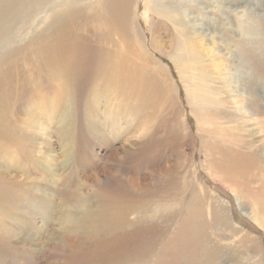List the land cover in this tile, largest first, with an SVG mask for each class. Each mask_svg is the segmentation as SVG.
I'll list each match as a JSON object with an SVG mask.
<instances>
[{
  "label": "rangeland",
  "instance_id": "obj_1",
  "mask_svg": "<svg viewBox=\"0 0 264 264\" xmlns=\"http://www.w3.org/2000/svg\"><path fill=\"white\" fill-rule=\"evenodd\" d=\"M48 4L0 0V264H264V0Z\"/></svg>",
  "mask_w": 264,
  "mask_h": 264
},
{
  "label": "bare ground",
  "instance_id": "obj_2",
  "mask_svg": "<svg viewBox=\"0 0 264 264\" xmlns=\"http://www.w3.org/2000/svg\"><path fill=\"white\" fill-rule=\"evenodd\" d=\"M21 1H27V2H29V1H31L32 2V4L33 5H35L36 7H40V6H43V7H45L46 6V4H48V3H50V0H21ZM116 1V0H115ZM44 2V3H43ZM109 2H110V0H109ZM132 3V2H131ZM127 4V3H126ZM29 5V4H28ZM49 5V4H48ZM112 6V5H111ZM131 6V5H130ZM153 7V6H152ZM155 7V6H154ZM153 7V8H154ZM62 8V7H61ZM41 9V8H40ZM54 10H55V8H54ZM64 10V9H63ZM123 10V9H122ZM125 10V9H124ZM40 11V10H39ZM128 11H129V8H128ZM157 11V10H156ZM64 12V11H63ZM126 12V11H125ZM62 13V12H61ZM123 13H124V11H123ZM67 14V13H66ZM121 14V13H120ZM125 14H127V12L125 13ZM153 14V13H152ZM155 14V13H154ZM29 15H30V13H29ZM9 16V15H8ZM64 15H62V17H63ZM66 16V15H65ZM15 17H17V15L15 16ZM67 17H68V15H67ZM174 17V16H173ZM2 18V17H1ZM49 18V17H48ZM57 18H59V16H57ZM14 19H16V18H14ZM47 19V18H46ZM60 19H63V18H60ZM64 19H65V17H64ZM70 19V18H69ZM68 19V20H69ZM74 19V18H73ZM176 19V18H175ZM179 19V18H178ZM9 20V19H8ZM52 19H50V21H51ZM12 21V20H11ZM53 21H55V20H53ZM65 22V21H64ZM59 23V22H58ZM8 24V23H7ZM64 24V23H63ZM56 25V24H55ZM60 25V24H59ZM8 26V25H7ZM4 27V26H3ZM65 27V26H64ZM173 27V26H172ZM58 28H59V26H58ZM61 29L60 30H62L63 28L62 27H60ZM4 29H6V27L4 28ZM9 30V29H8ZM41 30V29H40ZM137 31V30H136ZM178 31V30H177ZM199 31V30H198ZM58 32V31H57ZM181 32H183V31H181ZM185 32V31H184ZM40 33V32H39ZM41 34V33H40ZM44 34V33H43ZM211 34V33H210ZM39 36V35H38ZM54 36V35H53ZM55 36H56V34H55ZM197 36V35H196ZM35 37V36H34ZM54 38V37H53ZM40 39V38H39ZM51 40V39H50ZM34 41V40H33ZM162 44V43H161ZM36 45V44H35ZM215 46V45H214ZM51 47V46H50ZM218 47V46H217ZM185 52H187L189 55L191 54L192 55V51H191V49H189L188 47H186V46H183V48H182ZM15 50V49H14ZM217 51V50H216ZM194 52V51H193ZM197 52H199V51H197ZM221 53V52H220ZM196 54V53H195ZM194 54V55H195ZM228 54V53H227ZM245 54V53H244ZM250 54V53H249ZM186 55V54H185ZM181 57V56H180ZM216 57H217V55H216ZM215 57V58H216ZM222 57H224V56H222ZM46 58V57H45ZM188 58V57H187ZM190 58V57H189ZM241 58V57H240ZM244 59V58H243ZM52 60V59H51ZM202 59H200V61H201ZM236 60V59H235ZM63 61V60H62ZM249 61H252V60H249ZM52 64L54 65L56 62H55V60L53 59L52 61ZM107 62V61H106ZM204 62H206V61H204ZM241 61H239V63H240ZM243 62V61H242ZM245 62V61H244ZM58 63H59V61H58ZM187 63V62H186ZM200 63V62H199ZM247 63V62H246ZM57 64V63H56ZM242 64V63H241ZM62 65V64H61ZM210 65V64H209ZM228 65V64H227ZM247 65H249V64H247ZM239 66V65H238ZM243 67H244V65H242ZM252 66H254V65H251V67ZM257 66V65H256ZM51 67V66H50ZM54 67V66H53ZM240 67V66H239ZM255 67V66H254ZM253 67V68H254ZM52 68V67H51ZM57 68V67H56ZM210 68V67H209ZM213 68H214V70L216 71V73H218L219 74V76H220V78H221V80H223V81H225L226 83H227V81H228V79H229V74L227 75V66L223 63V62H221L220 60L218 61V60H215L214 62H213ZM241 68V67H240ZM245 68V67H244ZM249 68V67H248ZM202 69V68H201ZM233 70V69H232ZM247 70V69H246ZM252 70V69H251ZM250 70V71H251ZM254 70V69H253ZM201 71V70H200ZM212 71V70H211ZM242 71H245V69H243ZM249 72V71H248ZM201 73V72H200ZM209 73V72H208ZM238 73H239V71H238ZM241 73V72H240ZM243 73V72H242ZM253 73V72H252ZM251 73V74H252ZM259 73V72H258ZM257 73V74H258ZM213 74V73H212ZM179 75V74H178ZM204 75V74H203ZM210 75V74H209ZM233 75V74H232ZM234 75H235V73H234ZM250 76V75H249ZM195 77H197V75L195 76ZM201 77V76H200ZM205 77V76H204ZM251 77V76H250ZM254 77V76H253ZM259 77V76H258ZM207 78V77H206ZM214 78H215V76H214ZM235 78V77H234ZM254 79V78H253ZM243 80H244V77H243ZM250 80V79H249ZM259 80V79H258ZM190 81V80H189ZM213 81V79L211 80V82ZM235 81V80H234ZM251 81V80H250ZM260 81V80H259ZM246 82V81H245ZM245 82H243V83H245ZM248 82V81H247ZM247 82H246V84H247ZM215 83V82H214ZM217 84V83H216ZM185 85V84H184ZM191 86V96H192V98H193V100H194V107H197V108H200L201 110H203V111H207V110H210V108L212 107V109H213V106H216V105H218L217 104V102H213V101H211V100H209L208 98L210 97V94H209V97H207V95H205L204 93H202V91H201V89L203 88V87H205L206 86V82H205V80H204V78L202 79L201 78V80L199 79H192V84H190ZM210 85V86H209ZM219 85V84H218ZM225 85V84H224ZM240 85H242V84H240ZM239 85V86H240ZM245 85V84H244ZM251 85V84H250ZM252 85H253V83H252ZM207 86L208 87H210V88H206V89H208V90H210V91H216V90H218V88L215 90V88H214V85L212 86L211 84H210V81H209V83L207 82ZM212 86V87H211ZM238 86V85H237ZM256 86V85H255ZM258 86V85H257ZM228 87V86H227ZM253 87V86H252ZM229 88V87H228ZM227 88V89H228ZM233 88V87H232ZM247 88V87H246ZM200 89V90H199ZM219 89H223V88H219ZM225 89H226V86H225ZM236 88H234L233 90H235ZM242 89V87L240 88V90ZM203 90V89H202ZM220 90V91H221ZM256 90V89H255ZM219 91V92H220ZM229 91V90H228ZM245 91V90H244ZM247 91V90H246ZM248 91H250L249 89H248ZM257 91V90H256ZM217 92V91H216ZM219 92H217V93H219ZM258 92V91H257ZM220 93H222V92H220ZM225 93V92H224ZM231 93V92H230ZM230 93H229V95H230ZM247 93V92H246ZM237 94V93H236ZM260 94V93H259ZM263 94V93H262ZM217 95V94H216ZM249 95H253V94H249ZM248 95V96H249ZM213 96V95H212ZM236 96V95H235ZM239 96V95H238ZM187 97V96H186ZM262 97V96H261ZM218 98V97H217ZM216 98V99H217ZM221 98V97H220ZM231 98V97H230ZM242 98V97H241ZM241 98H239V99H241ZM251 99L253 98V96L252 97H250ZM211 99V98H210ZM215 99V100H216ZM237 99V98H236ZM255 99H256V97H255ZM214 100V99H213ZM245 100V99H244ZM247 100V99H246ZM245 100V101H246ZM253 100V99H252ZM261 100H262V98H261ZM220 101V100H219ZM225 101V100H224ZM244 101V102H245ZM259 101V100H258ZM263 101V100H262ZM234 102V101H233ZM261 102V101H260ZM193 103V102H192ZM216 103V104H215ZM222 103H223V100H222ZM229 103V102H228ZM220 105H221V103H219ZM224 104V103H223ZM242 104V103H241ZM248 104V103H247ZM228 105V104H227ZM261 105V104H260ZM262 105H263V103H262ZM229 106V105H228ZM231 106V105H230ZM246 106V105H245ZM248 106V105H247ZM237 109H238V112L241 114V115H243L244 116V118H247L248 116H250L248 113H246V110H244L242 107H240V105L239 104H237ZM259 107V106H258ZM263 107V106H262ZM217 107H215V109H216ZM218 108H220V106L218 107ZM229 108V107H228ZM261 109H263V108H261ZM260 109V110H261ZM220 111L222 110V109H219ZM218 110V111H219ZM258 110V109H257ZM252 111V110H251ZM225 114V113H224ZM258 114H260L261 115V117H263L264 116V112H262V111H260V113H258ZM228 116V115H227ZM253 116V115H252ZM259 116V115H258ZM260 117V116H259ZM232 118V117H231ZM234 119V118H233ZM234 121V120H233ZM236 121V120H235ZM255 121V124L253 123V124H251L250 125V133H251V135H253V137L255 138V139H257L256 140V142L258 143V144H260V145H262L261 146V149H260V152L262 153V155L264 156V125H261L260 127H259V125H260V123H258L256 120H254ZM253 122V121H252ZM232 123V122H231ZM258 123V124H257ZM237 129V128H236ZM234 130V129H233ZM235 131V130H234ZM39 132V131H38ZM237 132V131H236ZM68 134V133H67ZM245 136V135H244ZM241 142V141H240ZM239 142V143H240ZM243 142V141H242ZM245 142V141H244ZM67 145V144H66ZM241 145V144H240ZM237 145H235L234 147L235 148H237L236 147ZM243 147V146H242ZM260 148V147H259ZM259 153V152H258ZM41 154V153H40ZM64 154V153H63ZM259 155H261V154H259ZM238 157V156H237ZM240 157V156H239ZM241 158V157H240ZM239 158V159H240ZM238 160V159H237ZM242 160V159H241ZM245 160H248V159H245ZM245 160H243V162L245 161ZM67 162V161H66ZM70 162V161H69ZM239 162V161H238ZM241 162V161H240ZM242 163V162H241ZM246 163V162H245ZM247 164V163H246ZM241 165V164H240ZM237 167V166H236ZM244 167V166H243ZM237 169V168H236ZM246 169V168H245ZM244 169V170H245ZM235 170V169H234ZM227 171H228V169H227ZM242 171V170H241ZM247 171V170H246ZM5 172V171H4ZM231 172V171H230ZM229 172V173H230ZM238 172V169H237V171H236V173ZM244 174V173H243ZM72 200H70V202H71ZM85 203V202H84ZM81 207H83L82 209H80V210H78L79 208L75 205V204H68L67 205V208L65 209V212H69L70 213V211L71 212H75V211H80V213H82L83 215H87L88 216V218L89 217H91V214H92V212H91V210H90V207L89 206H87V205H82ZM155 212V211H154ZM256 214V213H255ZM258 216V215H257ZM110 217V216H109ZM252 218H254L253 216H251ZM92 218V217H91ZM258 219V218H257ZM110 220H111V218H110ZM257 221L258 220H256V221H254V222H256L257 223ZM63 222H64V220H63ZM85 223V222H84ZM125 224V223H124ZM91 230V227H90V225L88 226V225H85V224H83L81 221H80V219H79V217H77V216H75L74 214L73 215H69L68 217H66V219H65V222L64 223H62V225L57 229V230H55L54 231V236L52 237L53 238V240H54V238L56 237V236H58L59 237V242H58V244L57 243H55L53 240H50V241H48L49 243H54V244H57V247H58V250L60 251V250H64V249H68V248H70L71 247V243L73 242V241H75V240H80V238H81V236L82 235H84V234H88L89 233V231ZM93 232V231H92ZM95 232V231H94ZM90 235V234H89ZM58 251V252H59ZM61 252V251H60Z\"/></svg>",
  "mask_w": 264,
  "mask_h": 264
}]
</instances>
